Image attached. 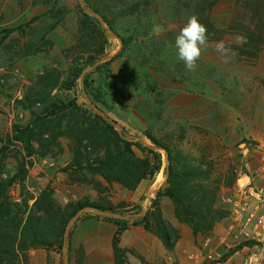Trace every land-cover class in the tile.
Segmentation results:
<instances>
[{
  "label": "rangeland",
  "instance_id": "obj_1",
  "mask_svg": "<svg viewBox=\"0 0 264 264\" xmlns=\"http://www.w3.org/2000/svg\"><path fill=\"white\" fill-rule=\"evenodd\" d=\"M53 1L0 0V161H3L0 175L12 180L22 173L21 166L25 167L24 182L21 183L20 176L10 188V196L15 203L29 204L27 226H37L49 236L40 237L48 246L37 249H59L60 264H64L67 248L60 247L59 236L64 226L66 234L69 223L78 213L88 212L81 210L70 218L74 209L93 203L115 211L131 210L137 206L132 200L139 199L137 189L142 182L148 185L141 192L142 208L155 180L158 183L151 193L169 189L186 205L194 204L197 189L187 163L202 156L212 164L204 172L199 171L197 179L205 184L209 178L213 182L215 178L223 180L217 193L219 212L229 213L227 204L236 205L232 194L243 175L256 178L258 187L264 185V0H217L216 3L208 0L214 4L211 18L210 5L205 0H83L84 7L82 0H58V4ZM33 8L40 10L36 17H32ZM82 9L92 18L84 17ZM193 15L207 27L209 62L202 67L197 64L195 71H189L178 59L177 50L171 49L170 41L176 37L173 32H180ZM103 24L107 31L105 37L89 29L90 25L100 29ZM59 26L63 27L58 35L52 34ZM157 27L161 29L159 34L154 32ZM117 35L126 41L123 46ZM241 35L246 38L242 45L236 42V37ZM219 41L230 48L227 57L215 50ZM124 48L125 57L156 63L155 68L162 77H157L155 83L159 82L157 85H161V89L146 84L145 78L137 74L131 78L112 79L115 70L121 71L113 60ZM112 56V60L88 72L84 78L81 76V80L78 78L82 67H94L103 58ZM201 69L209 77L204 84L201 83ZM134 70H138L137 66ZM183 84L193 89L202 88L203 99H197L202 107L194 109L192 106L196 103L189 109L180 104L171 107L172 89L179 91ZM106 85L116 89L117 92H113L117 96L124 97L120 104L103 103L102 88ZM159 93V99L152 104ZM143 96L150 99L149 104ZM69 102H77L81 109L63 111ZM92 104L99 108L100 115L117 122L123 136L139 137L153 146L147 138L150 134L169 147L180 162V166L175 164L176 181L166 185L167 158L161 150L164 165L155 178L141 180L135 190L126 188L118 173L104 167L108 157L103 152L111 144L112 133L93 113ZM48 108L53 121L50 127L38 123V117ZM27 128L30 130L25 132ZM245 128L249 136H245L246 142H243L244 132L241 131ZM206 133L210 137L204 140L201 134ZM242 143L253 148V155L241 153ZM90 146L101 150L85 149ZM134 151L139 158L147 156L143 149L134 147ZM51 194L63 214L59 222L46 215L47 210L53 209L48 198ZM165 200L168 215L177 219V206L168 197L155 194L146 208L152 212L153 224L167 225L170 235L176 237L179 230L187 226L177 219L175 227L164 218L161 205ZM124 206L127 210L122 209ZM28 209L22 208L26 212ZM261 214L262 210H258L252 218H255L253 224ZM243 217L247 218L248 214ZM17 234L23 241L29 240V228L20 235L9 221H2L1 249H5L3 238L12 239ZM255 244L258 247L249 258L253 260L251 264H264V239L248 242V245ZM27 246H23L22 251L16 244L15 250L24 252L16 250L17 256L13 255L11 247L7 249L8 255L0 250V264H31V250Z\"/></svg>",
  "mask_w": 264,
  "mask_h": 264
},
{
  "label": "crops",
  "instance_id": "obj_2",
  "mask_svg": "<svg viewBox=\"0 0 264 264\" xmlns=\"http://www.w3.org/2000/svg\"><path fill=\"white\" fill-rule=\"evenodd\" d=\"M53 3L58 4V0H54ZM31 11L33 13L32 17H36L40 14V10L37 8H33ZM64 23L65 22H63V24ZM62 27L63 26L57 27L52 34L58 35ZM173 34L177 37L179 32L176 30ZM176 37L173 42L170 41L171 49L175 50H177L175 46ZM208 48L209 45L204 51L207 57L204 58L203 52L202 56L196 62L200 64L201 67L204 63L209 62ZM125 51L126 49L124 48L123 52L113 60L115 67L118 64L119 67H121V71L119 73V71L115 70L112 79L120 80L131 78L137 74L139 77L143 78V80L145 78L146 84L149 83L161 89V85H157L159 82L155 83L157 77H162L161 72L155 68L156 63H154V61H136L132 58L125 57ZM134 66H137V71L134 70ZM200 73L203 79L201 83H207L209 77L203 74L204 72L202 69ZM204 76H206V78H204ZM147 80H151L153 83ZM185 80H188V78ZM170 83L173 85L171 79ZM102 91L104 93L102 101L108 105L120 104L124 98L117 96L115 92H113V89L107 85L103 86ZM179 91L180 93L178 94ZM179 91L177 90L174 92L172 89L169 95V99H174L171 107L175 108V106L180 104L184 105L186 109H189L194 103H196L192 106L194 109L203 106L201 101L200 103L197 102V99H203L202 88L193 89L191 86L183 84L180 86ZM160 95L159 93L154 97L152 104H155ZM143 97L145 103L149 104L150 99L146 96ZM249 119L251 120V117ZM247 131V128L241 131V133L244 132L241 136V141L244 140L245 136H249ZM243 146L241 147V153L244 156L249 154L253 155V148L251 150L246 145ZM256 181V178H252V176L248 174L243 175L238 180L234 193L232 194L235 197L236 203L234 204L236 205L227 204L229 211L228 215L217 222L209 237L195 236L191 229L182 227L181 230H179V235L176 237L170 236L171 239L167 242L165 237L149 231L144 226H133L120 237V247L128 250V260L130 264H244V262L255 253L258 247L257 244L248 245V242H257L264 239V230L262 226L256 225V223L253 224V221H248L246 217L239 215L237 208V202L245 200L242 198L244 190L249 186L258 188ZM157 183L158 180H155L153 185H150L151 187L147 192L148 195L155 188L154 186H156ZM146 186L148 185L142 182L137 189V196L139 195V199L136 200L135 198L132 200L134 203H137V205L143 206L144 204L141 202V192L142 190H146ZM228 200L232 202L230 199ZM167 205L168 203L165 200L163 205H161V212L164 218L166 217L165 219L177 227L178 220L168 215ZM100 206L106 207L105 205ZM254 206L256 205L251 204V209L254 210ZM119 228V225L111 220L104 219L103 217L97 218L91 213H83L72 230L69 264H115L114 238ZM225 255H227L226 259L221 260ZM192 256L197 257V259L194 260ZM30 258L31 264H60L61 254L59 249L52 251L34 249L30 251Z\"/></svg>",
  "mask_w": 264,
  "mask_h": 264
},
{
  "label": "trees",
  "instance_id": "obj_3",
  "mask_svg": "<svg viewBox=\"0 0 264 264\" xmlns=\"http://www.w3.org/2000/svg\"><path fill=\"white\" fill-rule=\"evenodd\" d=\"M209 5V13L210 18L212 16V9L214 4L209 2L208 0H205ZM213 3H216L217 0H210ZM185 6H187L185 4ZM82 14L86 18H92L90 14L86 13L84 9H82ZM209 17V16H208ZM101 22H103V19H101ZM215 23L212 22V26ZM89 29L93 30L94 33L100 34L101 37H105L104 33H106V29L104 24L99 29L97 25L89 26ZM218 32V31H216ZM117 38L122 40L123 44L126 43V41L122 38V36L117 35ZM96 60H93L95 62ZM87 66L82 67L78 71V78L81 80V76L86 70ZM85 86L87 87V83L85 81ZM115 92L116 89H113ZM118 94V93H117ZM122 97V95L118 94ZM56 108V106H54ZM94 114L104 123L107 124L108 128L110 129L112 133V137L110 136L111 144L110 146L105 149V152L103 154H106L108 159L107 162H104V167H107L108 169H111L119 174L121 177L123 184L126 188L135 190L141 180L145 179H154L156 174L159 173L164 165L163 162V156L159 151H156L154 149V146L163 149L165 155H167V165L165 169V176H166V185H170L174 183L178 177L176 174V165L180 166V162H178V158L174 157L172 150L160 144L152 135L148 134L147 138L152 143L153 146L150 147H144L141 142H134L129 139L122 138L118 132L115 131L113 127H111L107 121L106 117H103L100 115V110L97 106L92 104V107H90ZM81 108L78 106L77 102H69L63 107V111H79ZM36 115V114H33ZM38 120L41 125L47 124L49 127L52 126L50 124L53 123L52 116L49 115V108L46 110V112L38 117ZM84 129V127H81ZM32 129V126L30 127ZM27 128L25 132H28L30 130ZM203 136L204 140L209 139V134H201ZM243 142H246V139L243 140ZM95 145V144H92ZM134 147L143 149L147 152L146 158H139L135 151ZM87 150H92L93 152H99L101 149L94 148L93 146L85 148ZM90 161V158L89 160ZM93 161V160H92ZM94 161L98 162L97 159ZM22 164L25 163V161L21 162ZM29 165H32V162H28ZM212 164L211 162H207L205 158L202 156L199 160H193L187 163L188 170H191V175L194 177V181L192 183L195 185V188L197 189V192L195 193L197 200L192 205H186L181 199H179L171 190L163 191L161 189L157 195L164 196L170 198L177 206L176 211V217L179 220V222L185 224L187 227L191 229L193 234L195 236H198L200 234L205 235L206 237H209L212 234V231L220 220L225 218L228 213H222L218 210V197L217 193L221 190V185L223 183L222 179L215 178L214 182L212 181V178H209L206 182H200L197 179V175L200 173L199 171L204 172L208 166ZM3 165V161H0V167ZM21 174H17L15 178L12 180H6L0 175V223L2 221H9L14 228L18 231L20 235H24L26 227L29 228L30 234H29V240L27 242L20 239V236L17 234L14 238H3V246L5 247L4 250L1 249V252L4 255H8L10 252L7 249L9 247L12 248L13 255L17 256L15 245L18 244V247L20 250L23 251V246H27L28 250L37 249L41 246H48V242H42L40 237H49L47 234L43 233V231L38 230L37 226L31 227L30 225L27 226V223L30 219V214L28 215V212L30 210L29 204L27 202H24V204L21 203H15L12 201V198L10 196V188L12 187L13 183L21 176V183L25 180V167L21 166ZM137 172H139L140 175L137 176ZM245 174V173H244ZM238 178H236L237 182ZM24 185V184H21ZM234 186V185H233ZM23 191L25 192V187H23ZM49 202L52 204L53 209L51 211H46L47 218L51 220H55L56 222H59V217L63 216V214L59 211V203L56 199H54L53 194L49 195ZM26 207L28 211H23L22 208ZM87 207H95L100 211H111L115 213L120 214H139L142 212L143 208L142 205H137L131 210L128 211H115V209H112L110 207H103L100 205H95L93 203H88L84 205H78L74 212H72V215L70 218H73L78 212L81 210H85ZM121 208V207H120ZM122 209H126V206L122 207ZM42 213H45L43 210H40ZM15 212L17 215H14ZM90 213V212H87ZM93 216L97 218H102L99 216H96L95 214L91 213ZM22 215H24V218H22ZM161 218V216H159ZM107 220H111L115 222L117 225H119V231L117 232L115 238H114V252H115V264H130L128 260V250H125L120 247V237L122 234L130 229L131 227L135 226H144L149 231L165 237L166 241L168 242L170 238V233L168 232L167 225H163L161 223V226L159 224H153L152 223V212L149 210L146 214V216L142 218H138L137 220H130V221H123V220H116V219H110V218H104ZM162 222V221H161ZM47 224V223H46ZM49 226V225H48ZM155 226L157 229H155ZM66 226H64V229L62 230L61 235L59 236L60 239V247L67 248L68 254H70V246H71V238H72V232L68 233L67 236L65 233ZM47 239V238H46ZM1 244V243H0ZM18 251V250H17ZM27 251V250H26ZM21 252V251H18ZM24 253V252H21ZM28 257V256H27ZM227 255L223 257L221 260L226 259ZM18 261V259L16 260Z\"/></svg>",
  "mask_w": 264,
  "mask_h": 264
},
{
  "label": "clouds",
  "instance_id": "obj_4",
  "mask_svg": "<svg viewBox=\"0 0 264 264\" xmlns=\"http://www.w3.org/2000/svg\"><path fill=\"white\" fill-rule=\"evenodd\" d=\"M160 31L159 27L154 28L156 34H159ZM236 42L242 45L246 43V38L242 35L237 36ZM175 46L178 52V59L184 62L189 71H195L197 60L208 46L207 27L199 21L197 16H191L177 35ZM215 50L224 57H227L230 52V48L226 46L224 41L217 42Z\"/></svg>",
  "mask_w": 264,
  "mask_h": 264
},
{
  "label": "water",
  "instance_id": "obj_5",
  "mask_svg": "<svg viewBox=\"0 0 264 264\" xmlns=\"http://www.w3.org/2000/svg\"><path fill=\"white\" fill-rule=\"evenodd\" d=\"M81 4L83 5V7L85 6V3L84 1L82 0L81 1ZM116 38V37H115ZM119 41L121 42L122 46H123V43H122V40L119 39ZM114 56L112 57H107V58H103L102 60H100L99 62H97L95 64L94 67H91V68H87L86 70H84L83 74H82V78L85 77V75L90 72V71H93L95 68H97L99 65L107 62V61H110L113 59ZM103 117H106L105 115H103ZM107 120L111 123L112 126H114L117 131L119 132L120 136L124 139H131V140H138L140 142H142L145 146L147 147H150V145H148L143 139L139 138V137H125L122 135V131H121V128L119 127V125L117 124L116 121L106 117ZM156 151H161L163 149L161 148H154ZM167 156V155H166ZM167 158V157H166ZM159 192V190H155L153 191L152 193H150L146 199V203H145V207H143V210L141 213L139 214H126V215H123V214H120V213H115V212H111V211H100L98 210L97 208L95 207H88L87 209H85L86 211L88 212H91L93 214H95L96 216H99V217H103V218H110V219H116V220H123V221H130V220H133L135 218H142L144 216H146L148 210L146 208V206H148L151 202V198L153 197V195L157 194ZM81 216V213H78L77 216L71 220V222L69 223L68 225V228L66 230V236L67 234L69 233V231L71 230V227L72 225L79 220V217ZM64 264H69V254H68V250L66 249L65 251V258H64Z\"/></svg>",
  "mask_w": 264,
  "mask_h": 264
},
{
  "label": "built area",
  "instance_id": "obj_6",
  "mask_svg": "<svg viewBox=\"0 0 264 264\" xmlns=\"http://www.w3.org/2000/svg\"><path fill=\"white\" fill-rule=\"evenodd\" d=\"M242 198H244L245 200H240L239 202H237L238 214L243 216L247 213L248 221L252 222L255 219L252 218L254 216L256 217L257 211L262 210V214L258 217V221L256 224L261 225L264 230V185L258 188H255L254 186H249L246 190L243 191ZM251 204L256 205L254 206V210L251 209ZM192 258L194 260L197 259V257L195 256H192ZM252 261L253 260L247 259L244 264H251Z\"/></svg>",
  "mask_w": 264,
  "mask_h": 264
}]
</instances>
